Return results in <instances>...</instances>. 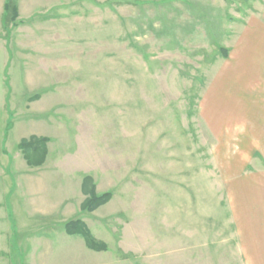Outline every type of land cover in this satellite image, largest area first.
Segmentation results:
<instances>
[{"label":"rangeland","instance_id":"obj_1","mask_svg":"<svg viewBox=\"0 0 264 264\" xmlns=\"http://www.w3.org/2000/svg\"><path fill=\"white\" fill-rule=\"evenodd\" d=\"M5 2L0 264H249L236 223L264 160L227 179L217 148L264 74V0H12L4 22ZM86 176L112 194L92 213ZM76 220L106 252L67 235Z\"/></svg>","mask_w":264,"mask_h":264},{"label":"crops","instance_id":"obj_2","mask_svg":"<svg viewBox=\"0 0 264 264\" xmlns=\"http://www.w3.org/2000/svg\"><path fill=\"white\" fill-rule=\"evenodd\" d=\"M262 21L264 22V13ZM255 71L263 73L264 66L260 65ZM249 84L251 88L256 89H251L241 100H237L244 105L242 114L238 122L220 140L217 148L218 158L220 161L222 159L227 179L242 177V173L252 164L256 154L261 153L264 160V74L259 82L251 81ZM232 101L219 99L215 103L226 104ZM257 196L261 206L253 207L249 204L236 223L242 242L241 253L245 258L244 262L249 264H264V193L258 192ZM234 211L236 212V209L233 213Z\"/></svg>","mask_w":264,"mask_h":264},{"label":"trees","instance_id":"obj_3","mask_svg":"<svg viewBox=\"0 0 264 264\" xmlns=\"http://www.w3.org/2000/svg\"><path fill=\"white\" fill-rule=\"evenodd\" d=\"M9 13H11V18L13 21L18 19V8L16 5L12 4V0H6L5 2L3 16L4 22L6 21ZM6 30H8V28H6ZM10 128L11 123L8 124L6 133L10 130ZM47 143V138L37 136H31L30 138L21 140L19 149L23 152L28 166L40 167L45 163L48 155ZM82 191L87 196V199L82 203L81 210L88 213L95 212L102 206L108 204L112 199L111 193H105L102 195L96 193L93 178L90 176H86L84 178L82 183ZM65 230L69 236H81L84 239L88 249L95 252L107 251V245L104 242L97 241L83 221H71L66 224Z\"/></svg>","mask_w":264,"mask_h":264}]
</instances>
